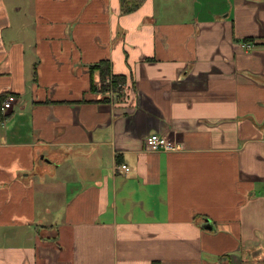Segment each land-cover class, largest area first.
Here are the masks:
<instances>
[{
	"label": "crops",
	"instance_id": "crops-1",
	"mask_svg": "<svg viewBox=\"0 0 264 264\" xmlns=\"http://www.w3.org/2000/svg\"><path fill=\"white\" fill-rule=\"evenodd\" d=\"M129 1L0 0V264H264V0Z\"/></svg>",
	"mask_w": 264,
	"mask_h": 264
},
{
	"label": "trees",
	"instance_id": "trees-1",
	"mask_svg": "<svg viewBox=\"0 0 264 264\" xmlns=\"http://www.w3.org/2000/svg\"><path fill=\"white\" fill-rule=\"evenodd\" d=\"M132 3L134 4H131L129 0H120L121 11L123 13H127L134 10L136 8V2ZM91 69L96 70L98 72L100 84L99 88L102 92H105L106 89H109L110 87L115 95V100L123 98L122 91L125 86V78L121 75H113L111 72L110 63L108 61H100L99 63L92 66ZM92 85L93 84H91V86ZM4 97L5 95L1 97V100L4 99Z\"/></svg>",
	"mask_w": 264,
	"mask_h": 264
},
{
	"label": "built area",
	"instance_id": "built-area-1",
	"mask_svg": "<svg viewBox=\"0 0 264 264\" xmlns=\"http://www.w3.org/2000/svg\"><path fill=\"white\" fill-rule=\"evenodd\" d=\"M250 45L247 46L249 48ZM16 102L15 96L10 93L7 94L5 99L0 105V111L4 114L7 113L9 109L12 108V105ZM144 146L146 150L150 152H172L179 150V145L167 138L166 135L158 134V133H152L149 134L144 139ZM121 171H125L126 173L129 171V169L125 165H121L119 167Z\"/></svg>",
	"mask_w": 264,
	"mask_h": 264
},
{
	"label": "rangeland",
	"instance_id": "rangeland-1",
	"mask_svg": "<svg viewBox=\"0 0 264 264\" xmlns=\"http://www.w3.org/2000/svg\"><path fill=\"white\" fill-rule=\"evenodd\" d=\"M109 86V85H108ZM108 98L110 99H115V95L113 93V91L111 90V88L109 87V89H106L105 92H103ZM122 95L124 97L125 93H124V88H123V91H122ZM3 115H6V113H4ZM180 148V146H179Z\"/></svg>",
	"mask_w": 264,
	"mask_h": 264
},
{
	"label": "bare ground",
	"instance_id": "bare-ground-1",
	"mask_svg": "<svg viewBox=\"0 0 264 264\" xmlns=\"http://www.w3.org/2000/svg\"><path fill=\"white\" fill-rule=\"evenodd\" d=\"M256 45V44H255Z\"/></svg>",
	"mask_w": 264,
	"mask_h": 264
}]
</instances>
